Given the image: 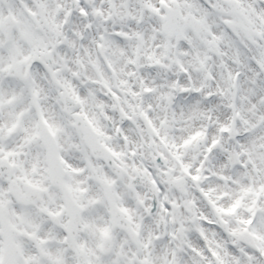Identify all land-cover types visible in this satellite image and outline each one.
Returning <instances> with one entry per match:
<instances>
[{"label": "snow or ice", "instance_id": "6c2138e0", "mask_svg": "<svg viewBox=\"0 0 264 264\" xmlns=\"http://www.w3.org/2000/svg\"><path fill=\"white\" fill-rule=\"evenodd\" d=\"M0 264H264V0H0Z\"/></svg>", "mask_w": 264, "mask_h": 264}]
</instances>
